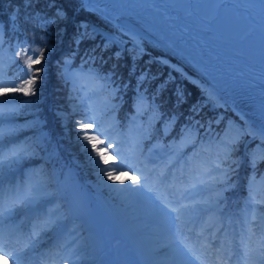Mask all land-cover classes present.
Masks as SVG:
<instances>
[{"label":"snow or ice","instance_id":"snow-or-ice-1","mask_svg":"<svg viewBox=\"0 0 264 264\" xmlns=\"http://www.w3.org/2000/svg\"><path fill=\"white\" fill-rule=\"evenodd\" d=\"M39 4L40 0H20L16 14L10 17L13 26H18L22 21L23 24H31L33 30L42 29L47 36L52 26L68 19L66 9L58 6L56 0H48L45 5L47 9L52 10L51 14L37 8ZM86 4V0H78L79 11H87ZM20 8L31 11L21 17ZM74 27L73 43L77 47L85 40H95L97 35L102 37L103 50L122 43L114 36L97 32L86 20L78 21ZM129 34L135 48L126 50L132 60L129 75L134 76L136 62L148 53L140 47L137 34ZM2 36L3 27L0 26V44L3 43ZM46 48V43L38 48L22 46L15 56H24L29 51L31 55H27L24 65L13 61L17 65V71L11 79L5 78L4 68L0 66V258H5V264H58L57 261L47 258L34 260L38 246L50 240L53 233L57 236V246L67 253L63 257L64 264H83L84 261L83 244L74 242L69 245L66 240L60 243L64 225L74 207L65 194L66 189L61 187L60 177L63 171L61 169L57 172L55 167L61 159L59 146L52 147L50 137L44 133L33 135L22 142H16L14 139H9L8 143L4 142L6 137L13 138L19 129L4 128L2 125L10 124L15 115L22 114L25 106L36 103L38 81L43 80L40 74L46 70V57L43 55ZM91 51L94 53L96 48ZM37 52L40 55H37ZM114 56L117 60L121 59L122 51H116ZM96 59L94 55H90L82 61L81 72L69 73L66 69L64 73L73 83L86 76L95 85L89 89L90 92L107 93L102 112L95 110L87 93L73 108L72 112L80 116V119L73 122V127L77 129L76 143L89 164L101 174L102 179L107 177L113 184L123 185L119 191L142 194L151 203L157 223L162 222L166 232L158 248V254L165 259V264H264V207H258L264 206V199L257 197L255 173L257 166L264 163V124L258 127H242L229 122L223 136H219L215 142L216 155L211 161L202 155L208 152L209 148L203 145L197 148V136L192 135L190 131L182 140L179 149L171 154L158 153V162L157 157H143L141 143L149 138L151 122L148 126L140 125L133 117L128 131L120 132L119 121L113 115L105 125L102 114L115 112L117 105L113 100L118 98L121 89L126 91L130 85L123 82L122 76L117 77L115 69L118 65H113L112 70L107 73L93 68L84 73L83 65L89 61L94 63ZM64 63L70 65L71 61L65 59ZM146 63H159L168 67L169 78L157 86L151 97L152 103H149V97L145 94L147 89L143 93L140 89L146 80L158 79L162 73L150 75V67L141 70L136 76V87L133 89V110L137 115L152 110L153 118H158L156 109L159 106L155 104V100L169 82L175 81L176 77L172 73L177 69L167 60L160 58H150ZM34 65L40 67L34 68ZM183 78L187 79V76L184 75ZM17 80L20 82L16 83ZM8 84L13 86H6ZM174 94L177 106L185 102V93L180 86L176 87ZM217 98L218 90L213 88L208 94V99L213 101ZM17 100L20 101L19 104L14 103ZM191 111H197L196 105L192 106ZM56 115L58 119H65L70 118L72 113H69L68 117L61 113ZM175 122L176 118L173 116L168 123L172 125ZM38 124V120H33L26 127L35 129ZM170 130L169 127L168 131ZM245 136L259 140V143L247 153L248 164L253 172L248 179L247 199L243 209L246 228L237 233L229 227L233 220L227 209L225 193L231 187V174L236 170L233 165H236L237 161L232 159L233 153ZM124 141L131 144L129 151L136 164L125 163L126 158L122 151ZM189 145L193 151L186 155L183 149ZM154 147L162 149L163 145ZM113 153L111 161L106 158ZM34 159H39L42 163L39 166L23 167ZM124 167L137 173L128 177L130 184L125 180L117 181L114 175V170ZM16 171L20 173L19 178L15 175ZM161 192L164 193L163 198ZM201 218L205 219L199 229L188 227L190 222L195 223ZM208 220L214 221L215 226L209 225ZM257 221L259 232L256 231ZM208 228L212 230L208 232Z\"/></svg>","mask_w":264,"mask_h":264},{"label":"trees","instance_id":"trees-1","mask_svg":"<svg viewBox=\"0 0 264 264\" xmlns=\"http://www.w3.org/2000/svg\"><path fill=\"white\" fill-rule=\"evenodd\" d=\"M47 2L48 0H40V4L37 5V8L48 11L49 14H51L52 10L45 7ZM56 4L66 9L68 19L65 22L52 26L48 31V35L45 36L42 29L33 30L31 24H23L22 21L18 26H13L10 17L16 14L17 7L20 5V0H0V26L3 27V43L0 44V66L4 68L6 79H11L16 74L17 65L14 64L13 61H18L19 65H24L27 55H31L29 51L24 56H15V53L19 51L22 46L38 48L44 46L45 43H51L53 49H55L61 45V50L58 52H53V50L49 49L47 46L43 54L44 57H46L44 63L46 70L40 74L43 76V80L38 81V98L36 99V103L25 106L22 109V114L15 115L10 124L6 123L2 125V127H16L19 129L14 136L16 142H22L31 138L33 135H39L41 133L48 135L51 139L52 147L59 146V155L61 159L59 164L55 167L57 172L61 169L63 171V175L60 177L61 187L66 189L65 194L69 199L72 200L70 196H73L78 202L74 208V216L80 217L84 211L91 215L90 190L98 212L104 214L109 219L113 218L115 221L117 219V224L122 226L123 232L126 233V235L138 245L139 250L143 251L145 254L147 251L145 247L148 242L147 240H149L146 236L147 233H140L139 228L133 225L131 221L129 223L132 224V226L131 228L129 227L128 221L121 215L122 198L119 196L116 188L112 190L115 184H103L102 179L97 178L95 174V172H97L96 168L89 164L86 156L81 152L76 143L75 132L77 129L73 127V122L79 119L80 116L72 112L73 108L79 104L84 92L91 97V102L93 104L97 102L99 93H102L100 95L101 103L99 108V112H102L104 97L107 93L104 91L96 93L90 92L89 89L95 87L92 81L90 88L82 89L86 76L73 83V81L67 79L64 75L65 70L67 69L69 73L81 72L82 61L87 59L90 55H94L97 59L94 63L89 61L87 64L83 65L84 73H87L89 68L107 73L112 70L113 65H118L115 69L117 77L119 78L122 76L123 82L130 86L126 91L121 89L118 98L113 100V103L117 105L115 112L102 114V117L106 116L111 120L114 115L115 119L119 121V126L121 125L126 128H129L133 117H135L136 120L137 118L141 120L138 123L140 125L148 126L149 122H151L149 138L142 141L145 145H147L148 142L153 145H161L160 141H165L170 133L178 137L182 135L184 131L189 130L193 132V135L197 136L198 146L201 147V145H203L204 147L211 148L215 145L218 137L223 136L224 130L227 128L229 122L243 127L244 121L229 104L217 105L214 101H209L208 95L201 91L199 85L188 78L189 75H196L188 69V64L176 52L157 39L149 35H140L138 37V40H140V47L143 51L147 52L148 55H143L142 58L136 62V74L130 76L129 70L132 67V60L130 53L126 49H134L135 44L132 41L131 35L126 33L122 26L94 7L85 5L87 11H79L78 0H56ZM27 11L31 10L20 8L21 17H23ZM80 20H86L97 32L114 36L122 43L118 46L114 45L107 50H103L102 37L97 35L95 40H85L77 47V45L73 43V36L75 34L74 26ZM64 29H66V31ZM64 42H67V45L64 44ZM97 45H99V47H97ZM93 48H96L94 53L91 51ZM116 51H122V58L119 60L114 56ZM37 55H40L39 52H37ZM150 58H160L163 60L167 58L170 60L168 61L169 64L173 65L172 63H174L180 67L179 69L175 66L177 71L172 73V75L176 77L175 81L169 82L167 87L160 92L155 100V104L159 106L156 109L158 118H153L152 110H149L143 115H137L133 110V89L136 87V76L140 74L141 70L150 67V75L162 73V75H159L158 79L146 80L143 88L140 89L142 93L147 89L145 94L149 97V103H152L151 97L152 94L156 92L157 86L161 85L164 80L169 78V68L163 67L159 63L148 65L146 62ZM65 59L70 60L71 64L65 65ZM33 67H40V65H34ZM184 75L187 76V79L183 78ZM24 79H27V77H24ZM19 82V80L16 81V83ZM6 86L12 87L13 85L8 84ZM177 86H180L185 93V102L178 106L174 94ZM16 95L19 96L21 94ZM23 99L29 98L23 97ZM14 103L19 104L20 101L17 100L14 101ZM193 105L197 107V111L195 112L191 111ZM56 113H61L65 117H68L69 113H72V115L70 118L58 119ZM173 116H175L176 122L175 124L169 125L168 122ZM33 120L39 121L36 128L30 129L26 127V125ZM217 121L220 122L217 123ZM153 125H157L156 131L152 130ZM169 127L171 129L170 131H168ZM166 131L167 135H165ZM150 135H152L153 138H150ZM244 139L245 137L242 138L241 142L237 145V150L233 153L232 159L237 161V164L233 165L236 170L231 174L232 187L234 175L242 166V192L246 190L244 184L248 182L253 172V169H251L248 164L247 153L259 143V140L252 139L244 143ZM242 150L244 151L243 164L241 163ZM41 163L42 161L37 159L34 164H30L29 166H39ZM120 172L125 175L127 179L132 174L125 168H121ZM255 173L256 176L263 179V184L258 188L264 190V163H260L257 166ZM72 179L75 181L74 190L68 189L69 186L67 185L68 181ZM82 189L84 190L83 200L80 198L82 197L80 194V190ZM104 208H107V210L105 211Z\"/></svg>","mask_w":264,"mask_h":264},{"label":"rangeland","instance_id":"rangeland-1","mask_svg":"<svg viewBox=\"0 0 264 264\" xmlns=\"http://www.w3.org/2000/svg\"><path fill=\"white\" fill-rule=\"evenodd\" d=\"M87 5H90L96 9L101 10L103 13L105 12L107 15H109L100 5H96L93 4L89 1H87ZM118 23V22H117ZM120 26H122L123 30L126 33H135L134 31L131 30L130 25H127L125 23H119ZM137 34V33H136ZM140 34H144V35H149L155 39H159V41L161 40L163 44L169 46L171 49L173 48L174 50H176L177 53H179L183 58L187 59L186 56L182 53H180L167 39L162 40L160 37L157 38V36L155 37L153 34L142 31L140 32ZM138 35V34H137ZM138 37V36H137ZM160 41V42H161ZM166 43H165V42ZM65 43V42H64ZM52 50V48H51ZM56 50H61V45H59ZM53 52H56L55 50H53ZM187 63L189 68L194 71L197 70L198 71V66L196 64H194L192 61L187 59ZM196 72V71H195ZM194 73V72H193ZM199 73V72H198ZM197 72L194 73V79L198 81L199 85L202 86V88L204 89V92H207L209 94V91L206 89V86H215L218 90V98L215 99L214 101L217 102L218 104L221 103H229L230 104V100H229V96L226 95L224 92H222L220 89H218V87L210 80H207L202 74H198ZM192 76V75H191ZM197 76V77H196ZM206 85L205 87L202 84ZM91 86V81L88 80L86 78V81L84 83V85L82 86V89H88ZM81 88V87H80ZM85 93H83V97L85 96ZM102 93H99V95L97 96V102L94 104L95 106V110L97 112H99V108H100V95ZM240 111V110H239ZM243 121L245 122L244 126L248 125V118L251 119V121H254L256 124H258L260 121L255 118L254 116H250L248 115V117H246L241 111L239 112ZM80 119V118H79ZM105 125L110 121L106 116L102 117ZM139 118H137L136 123L138 124L141 120H138ZM90 122V121H87ZM156 125H153L152 130L156 131L157 128ZM120 132H127L128 129H120ZM189 130H186L182 133L181 136H179L177 139L174 138L173 134H169L165 141L161 140L160 144L163 145V148H159V147H154V145L152 144H148L145 145V143H141V151L143 154V157H157L156 162L159 161V157L157 156L158 153L164 152V153H168L171 154V152L177 150L180 148L181 146V142L182 140L188 135ZM191 134L193 135V132H191ZM150 138H153L152 135H150ZM9 139L12 138H8L6 137L4 142L8 143ZM101 139H104V137H101ZM177 141L176 145H179V147L173 149V147H171L170 149H167L166 147L168 146H173L174 143ZM153 143V141H152ZM90 147V146H89ZM101 148L103 149V146H101ZM131 148V144L128 141H124V143L122 144V151L126 157L125 159V163L126 164H136V160L131 156L129 149ZM199 148V147H197ZM210 149V153L206 152V153H202L203 157L209 161H211L215 155H216V149H215V145ZM151 150V151H150ZM184 153L186 155H190L191 152L193 151L192 146L189 145L186 148L183 149ZM112 155L113 154H109L106 158H108L110 161L112 159ZM242 156H244V153L242 152L241 154V158ZM119 161V160H118ZM33 162V161H31ZM29 165H23V167H28ZM19 167V166H18ZM121 168L114 170V175L117 178V181L119 180H125L130 184V181H128L127 177L125 175H123L120 172ZM129 171V170H128ZM131 172V171H129ZM131 176L135 175L136 172H131ZM135 173V174H133ZM97 178H101V174H99L98 172H95ZM15 175L17 176V178H19V171L15 172ZM137 175V174H136ZM239 178H240V174L236 173V179H235V187L234 189L231 191L232 194L225 196L226 197V201H227V209L228 211H236V205H235V191L237 188H239L240 186V182H239ZM257 180V185H256V189L257 191H259L258 186L261 184V177H256ZM102 183L103 184H110L113 183L112 181L107 180V177H104L102 179ZM67 185L69 186L68 189L70 190H74L75 189V181L74 179L68 181ZM123 185H120L119 183H116L113 187L112 190H114L116 188L117 192L119 193V196L122 198V210H121V215L124 216L126 218V220L128 221L129 227L131 228L132 224L135 225L137 228H139V232L140 233H148L150 235H146L147 238L149 240H147V251L145 252V254H140V258L144 260V262H146L145 264H165V259L160 256L159 253V243L165 238L166 232H165V228L163 223H157V216L155 211L152 208L151 203L144 197V195L142 194H134V193H130L128 191H119V189L123 188ZM80 194L82 195V197H80L83 200V195H84V190H80ZM234 191V192H233ZM263 192H261V195L257 194V197L260 198V196L264 199V196L262 195ZM164 196V193L161 192V197ZM245 198L243 199L244 201L247 199V195H244ZM72 198L69 199L72 204H73V200L76 202L77 205V201L74 199L73 196H70ZM240 197V196H239ZM93 204V209L97 212L96 210V205L94 200L92 199ZM74 207V205H73ZM264 207V206H261ZM104 210L106 211L107 208H104ZM82 215V221L84 223H90L93 225L94 224L92 222V217L90 215H87V213L84 211ZM99 217L101 218V223L103 224L104 228H106L107 230V238L104 237L103 235H100V238H98V236H95V250L93 248H91V244H88V239L86 238V236L84 235V231L82 234V231L80 230V223L82 224V222L79 220H76L75 218L69 217L67 223L64 225L63 228V235L60 239V243L61 241L64 242L65 240L68 242V244L70 245L71 243H80L84 245V255L86 256V258L88 259L89 263L86 264H96V261H102V264H113L115 263L113 261V259L111 260V255L115 254L117 257H122L123 259H125L126 261H130L135 264L137 261V257L135 254H133V251L130 249V247L127 245V243L125 242V236L123 234L120 235V231L119 229H122V226L118 225L117 223V219L116 221L111 218L110 220L106 219L104 215H99ZM108 218V217H107ZM204 219L205 218H201L200 220L196 221L195 223H189L188 227H193L194 225H196V227H194V229H198V227L202 226L204 224ZM90 221V222H89ZM132 222V224H130L129 222ZM207 223L209 225H212L214 223V221L208 220ZM99 228H101L99 226ZM210 229V228H208ZM90 230V229H89ZM103 230V228H101V231ZM124 233V232H123ZM126 234V233H125ZM51 239L54 241L55 245H52V240L50 242H47L46 245L41 246L43 247L42 251L46 254L47 252H54L53 255L55 257H57L59 254H61L55 261L58 262V264H63V257L67 254L65 250L60 249L57 246V238H56V234L53 233ZM127 241V240H126ZM40 248H37L36 253L39 251ZM36 253H34V260L35 261H39L38 257H36ZM146 256V257H145ZM143 257V258H142ZM97 258V260H96ZM101 259V260H99ZM147 259H148V263H147ZM60 260V261H59ZM51 261V260H50ZM113 262V263H112ZM0 264H5V258H0Z\"/></svg>","mask_w":264,"mask_h":264},{"label":"bare ground","instance_id":"bare-ground-1","mask_svg":"<svg viewBox=\"0 0 264 264\" xmlns=\"http://www.w3.org/2000/svg\"><path fill=\"white\" fill-rule=\"evenodd\" d=\"M87 1H89V2H91L93 4H96V5H100L111 16H113L114 18L115 17L118 18L120 23H125L127 25H130L131 30L134 31L135 33H137L138 37L141 35L140 32L145 31V32L153 34L155 37L157 36V38L160 37L162 40L166 39L165 35L158 29L157 25H158L159 22H154L152 20L151 21H147V20H144V19L139 20L138 17L135 16V15H132L130 17V22L129 23H126V22L122 21V19L120 18V14L125 13L127 8L122 6V5H120L117 0H87ZM169 42L171 43V41H169ZM48 48L51 49L52 45L49 44ZM52 50H54V49L52 48ZM172 64L180 69V67H178L174 63H172ZM190 77H192V79H194V76H190ZM194 81L199 85L200 82L198 83V81L195 80V79H194ZM202 85L204 87L206 86L204 84H202ZM199 86H201V85H199ZM201 88H202V86H201ZM213 88L217 89L215 86H206V89L209 92H211L213 90ZM239 109L246 117H248V115L251 116L250 112L245 110L244 108H240L239 107ZM261 124H264V122H259L258 124H254L253 121H251V119L248 118V125H252L254 127H258ZM256 224H257L256 230H260L259 221H257ZM112 259L115 262V263L112 262L113 264H132L131 260L130 261H126L122 257H117L115 254L111 255V260Z\"/></svg>","mask_w":264,"mask_h":264},{"label":"water","instance_id":"water-1","mask_svg":"<svg viewBox=\"0 0 264 264\" xmlns=\"http://www.w3.org/2000/svg\"><path fill=\"white\" fill-rule=\"evenodd\" d=\"M127 12H132L131 10H127ZM115 19V21H117V19L116 18H114ZM220 90H222L223 92H224V90L223 89H220ZM248 111L250 112V113H252V114H254L250 109H248ZM256 115V114H255ZM261 121H264V119H262L260 116L258 117Z\"/></svg>","mask_w":264,"mask_h":264}]
</instances>
